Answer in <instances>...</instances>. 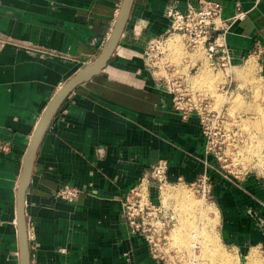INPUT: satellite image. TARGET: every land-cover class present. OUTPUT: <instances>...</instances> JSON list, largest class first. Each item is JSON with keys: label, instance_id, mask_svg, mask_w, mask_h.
<instances>
[{"label": "crops", "instance_id": "0c3cea01", "mask_svg": "<svg viewBox=\"0 0 264 264\" xmlns=\"http://www.w3.org/2000/svg\"><path fill=\"white\" fill-rule=\"evenodd\" d=\"M122 0H0V264H19L16 191L39 117L63 84L101 52ZM200 0H133L108 62L69 90L36 152L25 195L30 264H161L144 238L131 235L121 202L149 167L168 162V179L204 170L196 115L173 111L170 96L144 68L148 41L166 33L169 7ZM222 16L245 13L225 35L235 80L232 95L252 96V75L238 76L256 47L255 77L264 81V0H218ZM239 92V93H237ZM212 161V160H211ZM224 246L264 250V180L251 173L230 183L211 174ZM78 188L66 202L64 186Z\"/></svg>", "mask_w": 264, "mask_h": 264}, {"label": "built area", "instance_id": "2783aa9c", "mask_svg": "<svg viewBox=\"0 0 264 264\" xmlns=\"http://www.w3.org/2000/svg\"><path fill=\"white\" fill-rule=\"evenodd\" d=\"M236 9L232 17L224 18L222 4L218 0H200L197 6H188L184 11L169 7L166 11L170 21L168 30L163 35L152 37L143 52L144 68L155 88L170 96L173 111L182 119L196 115L205 140V167L194 180L186 182L179 177L170 181L168 162L159 160L149 167L121 202L122 218L129 233L142 236L156 259L167 244L168 234L176 222L175 214L168 212L171 204L167 206L164 203L165 192L176 185H184L191 188L204 203L211 202L215 183L209 171L212 159L218 163L216 172L222 177L232 176L240 181L248 171L259 175L252 170L253 162L256 163L264 155L260 154V158L252 155L251 162L242 160L238 139L235 141L236 132L224 131L229 120L227 107L214 108L215 99L195 89L192 82L205 63L211 70L226 74L220 88L223 94L232 95L233 90L230 89L235 80V66L225 43V35L236 20L245 16L238 3ZM261 52L262 48L257 46L255 53ZM63 190L66 202L77 199L79 190L75 186L65 185ZM27 237L34 239L31 223L28 224Z\"/></svg>", "mask_w": 264, "mask_h": 264}, {"label": "rangeland", "instance_id": "374dc122", "mask_svg": "<svg viewBox=\"0 0 264 264\" xmlns=\"http://www.w3.org/2000/svg\"><path fill=\"white\" fill-rule=\"evenodd\" d=\"M255 55L251 56L250 60L247 61V67L237 69L238 76L249 79L252 75L253 90L250 98H245L241 93L239 98L229 93L223 94L220 87L225 82L226 74L220 70L217 72L211 70L205 63L198 69L196 77L192 79L195 89L208 93V96L215 99L214 108L227 107L229 120H227L224 131L236 132L235 141L238 139L244 162H251L252 155H258L259 158L260 154L264 155V81L260 79L259 74L257 77L254 75L255 68H257L254 59ZM263 77L264 75H262ZM233 92L232 94H234ZM211 163L210 174H213V172L218 174L216 172L218 163L214 159H212ZM253 164L252 170L257 171L264 180V156L256 163L253 162ZM251 173L248 171L241 180H244ZM223 179L232 184L239 182L234 180L232 176H226ZM179 194L186 198L185 201L189 206L180 201ZM164 196V203L167 206L170 203V208L173 210L169 209L168 212L175 214L176 222L168 234L169 240L167 244L164 245L159 253L158 259L161 264H220V260L210 256V249L213 245H217L218 250L220 249L219 251L226 257L228 256L227 258L231 259L235 264H246L253 250L260 253H258L261 258L260 261L264 264V250L260 246L259 248H253L249 252H240L223 245L218 234L219 211L215 204L214 193L212 194V201L204 203L188 186L176 185L170 191L164 193ZM212 234L214 236L209 237ZM206 238H209V242ZM205 241L208 244L210 243V246L211 242L213 245L210 247Z\"/></svg>", "mask_w": 264, "mask_h": 264}, {"label": "water", "instance_id": "95a60500", "mask_svg": "<svg viewBox=\"0 0 264 264\" xmlns=\"http://www.w3.org/2000/svg\"><path fill=\"white\" fill-rule=\"evenodd\" d=\"M133 0H122L118 14L115 18L113 29L109 38L99 55L77 74L67 80L61 88L53 95L44 107L33 133L29 139L24 158L22 161L21 173L19 176L16 191V227L19 249V264H30V251L28 247L27 227L25 219V195L32 175L36 152L41 139L63 99L76 85L88 80L94 74L101 71L112 55L119 37L127 22Z\"/></svg>", "mask_w": 264, "mask_h": 264}, {"label": "bare ground", "instance_id": "6f19581e", "mask_svg": "<svg viewBox=\"0 0 264 264\" xmlns=\"http://www.w3.org/2000/svg\"><path fill=\"white\" fill-rule=\"evenodd\" d=\"M170 43H172V44H174V42L173 41H170ZM172 44H170V46L172 45ZM235 97H237V98H239V94H236L235 95ZM239 101V100H238ZM238 101H237V103H238ZM241 102V101H240ZM238 105V104H237ZM235 106V105H234ZM181 192V191H180ZM166 193V192H165ZM187 197V196H186ZM179 198H180V201L182 202V203H186V198H184L183 197V195L181 194H179ZM191 202V201H190ZM190 202H188V203H190ZM193 203V202H192ZM191 205H193V204H191ZM190 205V206H191ZM186 206H189V204L187 205V203H186ZM186 210V209H185ZM216 212V211H215ZM213 228V227H212ZM212 231H213V229H211ZM216 233V232H215ZM175 235V234H174ZM173 235V236H174ZM177 235V234H176ZM216 235V234H215ZM212 236H214L213 234L211 235V236H209V237H212ZM217 236V235H216ZM177 237V236H176ZM179 238V237H178ZM217 238V237H216ZM177 239V238H176ZM207 239V238H206ZM205 239V240H206ZM209 240V238L207 239V241ZM211 240V239H210ZM215 240H217V239H215ZM177 241V240H176ZM206 242V241H205ZM204 242V243H205ZM209 242V241H208ZM211 242V241H210ZM215 242V241H214ZM207 243V242H206ZM216 243V242H215ZM208 244V243H207ZM209 246H210V243L208 244ZM213 245V243L211 242V246ZM210 246V247H211ZM207 247V246H206ZM218 246L216 245H213L212 246V248L209 250L210 251V256H212V257H214V258H217V260H220V264H235V263H233V261H231V259H229V258H227L225 255H223L219 250H218V248H217ZM225 253V252H224ZM259 253V252H258ZM257 253V251H252V253H251V255H250V257H249V259H247L248 261H247V263L246 264H262V262L260 261L261 260V258L259 257V254ZM211 257V258H212ZM216 260V259H215ZM217 264H219V263H217Z\"/></svg>", "mask_w": 264, "mask_h": 264}]
</instances>
